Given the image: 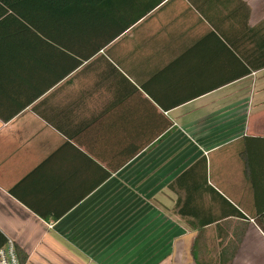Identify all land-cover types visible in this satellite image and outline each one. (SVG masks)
Segmentation results:
<instances>
[{
    "label": "crops",
    "instance_id": "1",
    "mask_svg": "<svg viewBox=\"0 0 264 264\" xmlns=\"http://www.w3.org/2000/svg\"><path fill=\"white\" fill-rule=\"evenodd\" d=\"M83 6L0 20V232L24 264H219L238 237L230 264H264V0Z\"/></svg>",
    "mask_w": 264,
    "mask_h": 264
},
{
    "label": "trees",
    "instance_id": "2",
    "mask_svg": "<svg viewBox=\"0 0 264 264\" xmlns=\"http://www.w3.org/2000/svg\"><path fill=\"white\" fill-rule=\"evenodd\" d=\"M90 2H95L96 0H0V20H24L29 24L31 27L40 28L38 26L41 22H48V20H65L69 19L72 15L76 17H80L84 13V6L85 4H89ZM250 60V72L253 69H258L264 66V59L257 60L256 58H252ZM197 164H202L203 171L202 177H205V160L202 158L201 160L196 162ZM191 170L187 171L191 172ZM177 179L173 181V184H176ZM173 189L176 191V188L172 186ZM177 193V191H176ZM264 211L263 210H258ZM174 212L180 216L181 219L185 220L186 211L182 210V206L178 203V200L175 202ZM237 215L239 213L236 211ZM262 213V212H261ZM241 215V214H240ZM259 224L264 230V212L261 214V217L258 219ZM244 231V228H241V232ZM240 237L237 238L236 242L231 240L225 244L221 250L219 251L217 262L219 264H230L231 260L235 254L237 243L240 241ZM199 240H201L199 236ZM5 244V237L0 232V247ZM17 256L19 259L20 264H24L26 255L20 251L15 246ZM195 261L199 264H210L212 259L206 261L204 259L199 258V254L197 252L194 255Z\"/></svg>",
    "mask_w": 264,
    "mask_h": 264
},
{
    "label": "built area",
    "instance_id": "3",
    "mask_svg": "<svg viewBox=\"0 0 264 264\" xmlns=\"http://www.w3.org/2000/svg\"><path fill=\"white\" fill-rule=\"evenodd\" d=\"M0 264H20L15 243L9 237H5V244L0 247Z\"/></svg>",
    "mask_w": 264,
    "mask_h": 264
}]
</instances>
